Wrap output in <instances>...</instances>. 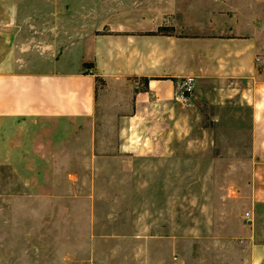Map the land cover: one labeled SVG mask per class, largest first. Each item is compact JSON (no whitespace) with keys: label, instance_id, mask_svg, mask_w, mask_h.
<instances>
[{"label":"crops","instance_id":"crops-1","mask_svg":"<svg viewBox=\"0 0 264 264\" xmlns=\"http://www.w3.org/2000/svg\"><path fill=\"white\" fill-rule=\"evenodd\" d=\"M238 2L0 0V166L32 175L24 185L30 215L37 205L68 203L85 214L83 197L36 192L53 190L48 175H71L61 147L72 132L93 128L107 109L133 122L171 102L176 83L191 76L194 98L214 120L248 127L250 178L236 190L242 205L247 191L248 208L226 231L230 264H264V0ZM9 196L0 201L20 205Z\"/></svg>","mask_w":264,"mask_h":264},{"label":"rangeland","instance_id":"rangeland-1","mask_svg":"<svg viewBox=\"0 0 264 264\" xmlns=\"http://www.w3.org/2000/svg\"><path fill=\"white\" fill-rule=\"evenodd\" d=\"M229 1L240 6L239 0ZM214 113L192 92L185 102L173 99L144 110L128 124L107 109L93 128L72 132L61 147L62 166L71 175H48L53 190L36 192L54 199L83 197L85 214L68 203L37 205L36 216L30 215L24 185L32 175L0 166L1 199L15 196L20 204L0 201V233H20L0 237V264L235 261L226 230L236 210L248 208L247 191L241 193L244 205L236 196L238 185L250 178L248 127L214 120ZM59 149L54 143L53 152ZM81 231L84 237L75 236Z\"/></svg>","mask_w":264,"mask_h":264},{"label":"built area","instance_id":"built-area-1","mask_svg":"<svg viewBox=\"0 0 264 264\" xmlns=\"http://www.w3.org/2000/svg\"><path fill=\"white\" fill-rule=\"evenodd\" d=\"M194 89V78L189 76L179 80L176 83V91L173 99L177 102H185L187 97L193 92ZM245 218L249 217V213L244 214Z\"/></svg>","mask_w":264,"mask_h":264}]
</instances>
